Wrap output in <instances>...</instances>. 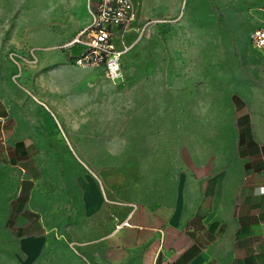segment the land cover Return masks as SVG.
<instances>
[{"label":"crops","instance_id":"obj_1","mask_svg":"<svg viewBox=\"0 0 264 264\" xmlns=\"http://www.w3.org/2000/svg\"><path fill=\"white\" fill-rule=\"evenodd\" d=\"M50 1V14L40 18L48 42L40 45L38 62L61 63L49 74L87 77L89 69L64 64L72 52L54 49L89 24L87 0ZM255 1L262 4L257 28L264 26V0ZM140 3L145 16L173 9L167 0ZM76 7L83 8L79 21ZM198 8L210 11L205 0ZM7 21L4 34L0 29V264H264V88L241 86L242 101L232 84L221 94L213 67L202 78L211 97L190 107L198 78L190 79L187 69L122 68L133 77L134 168L143 173L125 199L108 179V166L95 175L92 162L69 165L61 158L37 103L18 88L21 72L34 69L22 70L9 51L22 43L7 34ZM70 171L68 194L60 180ZM126 219L129 226L117 229Z\"/></svg>","mask_w":264,"mask_h":264},{"label":"rangeland","instance_id":"obj_2","mask_svg":"<svg viewBox=\"0 0 264 264\" xmlns=\"http://www.w3.org/2000/svg\"><path fill=\"white\" fill-rule=\"evenodd\" d=\"M201 1L167 0L173 8L171 11L145 16L139 12L140 0H134L137 18L128 39L130 48L124 55L122 68L126 73H132L134 68L149 67L187 69L190 79L198 78L190 87L191 107L197 98L211 97L210 93L202 91V78H206V73L215 67L220 72V93H226L232 84V94L242 101L241 86L254 90L264 88V52L249 42V35L256 27L255 12L262 4L255 0H205L210 9L207 11L198 8ZM50 8V0H0V29L4 34V23L8 20L7 34L12 31L13 40L22 43L20 48L13 45L9 51L22 58L17 61L22 70L34 69L21 72L18 88L25 93L29 103H37L41 125L49 132L51 142L61 150V158L67 164L83 166L85 162H92L94 170L98 168L93 171L95 175L101 174L103 165L108 166V179L114 187L119 183V189H123L119 195L132 199L134 180L138 181L143 174L134 168L131 138L133 77L123 76L121 81L113 83L106 79L101 68L79 66L70 60L64 64L92 71H87V77L82 72L49 74V69L59 68L61 64L55 62L42 66L38 62L42 52L40 45L48 42L40 33L43 23L40 18L50 14ZM76 9L75 20L79 21L78 15L83 14V8ZM207 22L214 23V30L207 26ZM51 27L58 30L54 25ZM59 46L54 49L67 53L68 50ZM83 51L82 47L71 50L76 56ZM181 51L183 59L180 58ZM90 79L92 82L88 83ZM114 132H123L125 138H110ZM41 146L46 149L44 163L52 170L53 157L48 154L45 142ZM64 174L62 172L61 176ZM73 175L74 172L70 171L60 180L68 194Z\"/></svg>","mask_w":264,"mask_h":264},{"label":"built area","instance_id":"obj_3","mask_svg":"<svg viewBox=\"0 0 264 264\" xmlns=\"http://www.w3.org/2000/svg\"><path fill=\"white\" fill-rule=\"evenodd\" d=\"M89 24L63 43L60 49L84 48L79 55L71 54L69 60L87 68H101L109 81L119 82L123 58L130 48L129 35L137 18L133 0H87ZM252 46L264 52V26L254 28L249 35ZM129 226L122 221L117 229Z\"/></svg>","mask_w":264,"mask_h":264}]
</instances>
